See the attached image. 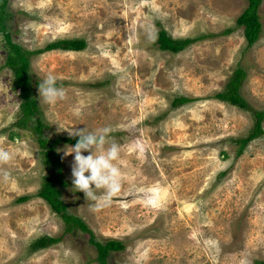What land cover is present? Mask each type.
<instances>
[{"label": "rangeland", "instance_id": "374dc122", "mask_svg": "<svg viewBox=\"0 0 264 264\" xmlns=\"http://www.w3.org/2000/svg\"><path fill=\"white\" fill-rule=\"evenodd\" d=\"M248 3L9 1V30L25 49L68 38H84L87 47L31 56L32 97L44 123L39 133L33 130L36 121L31 128L17 125L22 99L12 71L4 67L8 50L0 35V146L19 149L4 166L10 179L0 176V264H99L91 234L79 228L66 233L63 218L38 196L58 168L46 162L40 135L60 158L72 145L53 144L69 137L57 132L59 126L90 132L107 126L109 142L120 146L115 163L122 191L111 204L94 211L72 188V155L62 160L67 183L56 181L68 211L80 216L97 240L124 243L107 264L264 260V134L240 151L237 140L250 133L255 117L215 96L241 67L246 72L241 94L252 108L264 110V0L263 29L249 47L244 27L236 25ZM161 29L177 39L207 36L172 52L156 42ZM47 74L57 76V87L66 90V98L54 105L39 97L38 84ZM181 96L193 100L175 107ZM45 235L62 240L33 250L31 244Z\"/></svg>", "mask_w": 264, "mask_h": 264}, {"label": "trees", "instance_id": "16d2710c", "mask_svg": "<svg viewBox=\"0 0 264 264\" xmlns=\"http://www.w3.org/2000/svg\"><path fill=\"white\" fill-rule=\"evenodd\" d=\"M10 0H0V35L3 36L6 46L7 54L4 67L9 68L13 73V86L22 99L21 110L22 116L17 121V125L21 128H31L30 121H36L33 126V130L42 133L44 123L39 116V107L37 99L32 97V76L30 71V59L34 54H38L43 50H65V51H80L87 47V41L84 38H68L59 39L54 42L48 43V45L40 50H28L25 49L18 42H14L12 32L9 30L8 22L10 20L11 12L8 11ZM262 0H248V6L236 19V25L244 27V35L246 37L248 47L252 46L260 37L263 23L260 17L259 9ZM228 29L227 32H230ZM207 35L196 36L193 38H173L166 30L161 29L158 32L156 42L160 49L168 50L172 52H179L193 44L194 42L206 37ZM246 72L243 68L238 67L227 87L218 92L215 96L218 99L232 103L240 108L249 110L255 117V122L250 133L246 137L239 138L237 141L240 144V151H242L250 141L260 137L264 134L263 122H264V110H256L251 107L248 101L243 97L240 92V86ZM34 79V78H33ZM37 82V81H36ZM38 84V83H37ZM193 100L191 97L181 96L177 97L173 101L175 107L183 105ZM34 123V122H33ZM77 139L70 137L59 138L53 142L65 141L69 144L75 145ZM39 141L45 148L43 154L46 162H52L57 165V173L53 177L46 179L41 189L38 191V196L46 200L51 208L63 218L65 232H71L77 228L89 232L91 234L90 241L93 243L97 250V260L99 264H107L108 257L113 251L123 250L125 245L118 239H107L105 241L97 240L88 224L80 217L68 211V206L62 199V191L56 185V181L60 183H67L63 179V161L59 156L55 155L53 146L47 147V139L40 135ZM28 197L23 196L20 199L25 200ZM62 240V236H49L35 240L31 247L33 250H40L50 245L56 244ZM259 264H264V260L258 261Z\"/></svg>", "mask_w": 264, "mask_h": 264}, {"label": "clouds", "instance_id": "9594fccd", "mask_svg": "<svg viewBox=\"0 0 264 264\" xmlns=\"http://www.w3.org/2000/svg\"><path fill=\"white\" fill-rule=\"evenodd\" d=\"M149 39H153L151 33ZM57 80V76L47 74L39 82V97L45 104L54 105L66 98V90L57 87ZM61 131H67L70 138H78L75 145L65 147L61 157L63 160L69 155L73 156L70 165L72 188L82 192L85 200L92 202L94 211L111 204L113 198L122 191V172L115 163L120 158L121 149L115 142L110 143L108 140L112 129L106 126L90 132L86 128L63 129L59 126L57 132ZM18 152V148L0 146V176L4 181L10 179V173L4 166H10Z\"/></svg>", "mask_w": 264, "mask_h": 264}, {"label": "water", "instance_id": "95a60500", "mask_svg": "<svg viewBox=\"0 0 264 264\" xmlns=\"http://www.w3.org/2000/svg\"><path fill=\"white\" fill-rule=\"evenodd\" d=\"M14 40V39H13ZM14 42H16L15 40H14Z\"/></svg>", "mask_w": 264, "mask_h": 264}]
</instances>
